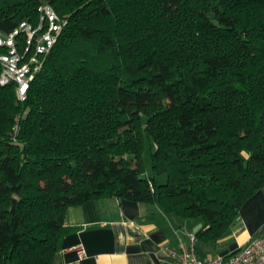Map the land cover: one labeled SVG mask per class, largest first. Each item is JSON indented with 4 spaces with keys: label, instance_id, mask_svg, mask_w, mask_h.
Wrapping results in <instances>:
<instances>
[{
    "label": "trees",
    "instance_id": "trees-1",
    "mask_svg": "<svg viewBox=\"0 0 264 264\" xmlns=\"http://www.w3.org/2000/svg\"><path fill=\"white\" fill-rule=\"evenodd\" d=\"M45 3L66 23L25 99L0 84V264H52L106 196L224 234L264 184V0H0V32Z\"/></svg>",
    "mask_w": 264,
    "mask_h": 264
},
{
    "label": "crops",
    "instance_id": "crops-1",
    "mask_svg": "<svg viewBox=\"0 0 264 264\" xmlns=\"http://www.w3.org/2000/svg\"><path fill=\"white\" fill-rule=\"evenodd\" d=\"M69 231L52 264H172L182 241L204 226L198 218L166 213L157 202L116 196L89 199L66 211ZM264 235V184L239 208L238 216L220 237L197 239L196 254L209 259L229 254L250 239ZM80 249L84 255H80Z\"/></svg>",
    "mask_w": 264,
    "mask_h": 264
},
{
    "label": "built area",
    "instance_id": "built-area-1",
    "mask_svg": "<svg viewBox=\"0 0 264 264\" xmlns=\"http://www.w3.org/2000/svg\"><path fill=\"white\" fill-rule=\"evenodd\" d=\"M38 20L20 21L10 32H0V84L14 83L18 99L26 96L29 83L41 70L45 57L53 48L66 21L50 4L38 7ZM195 234L188 235L173 253L172 264H264V235L256 236L229 254H217L209 259L197 256ZM80 255L84 251L80 249Z\"/></svg>",
    "mask_w": 264,
    "mask_h": 264
},
{
    "label": "rangeland",
    "instance_id": "rangeland-1",
    "mask_svg": "<svg viewBox=\"0 0 264 264\" xmlns=\"http://www.w3.org/2000/svg\"><path fill=\"white\" fill-rule=\"evenodd\" d=\"M142 158H143V164L146 170L150 171L151 157H150V150H149L148 143H145V146L142 151Z\"/></svg>",
    "mask_w": 264,
    "mask_h": 264
}]
</instances>
